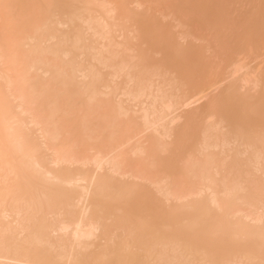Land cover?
Returning a JSON list of instances; mask_svg holds the SVG:
<instances>
[{
    "label": "bare ground",
    "instance_id": "1",
    "mask_svg": "<svg viewBox=\"0 0 264 264\" xmlns=\"http://www.w3.org/2000/svg\"><path fill=\"white\" fill-rule=\"evenodd\" d=\"M9 2L91 7L18 10L32 19L16 37L11 89L0 35V236L7 231L16 238L0 244V264L112 261L141 248L218 261L258 252L264 232V59L259 48L225 56L222 45L242 26L249 5L256 6L259 30V0ZM202 5L229 7L206 10L201 18ZM168 50L180 54L194 80L161 105L141 87L150 89L151 77L138 74L133 86L127 69ZM254 59L257 64L249 67ZM53 68L77 71L63 77ZM220 111L228 113L233 128L253 130L251 150L242 151L233 134L213 123ZM189 127L193 131L186 134ZM95 143L102 149L85 150ZM177 145L178 165L161 168L164 149L175 151ZM216 165L219 179L203 186L196 201L183 203L191 186L182 177ZM6 177L15 192L7 200ZM143 187L156 193L152 207L158 215L148 216L132 197ZM205 206L216 207L218 229L186 211Z\"/></svg>",
    "mask_w": 264,
    "mask_h": 264
},
{
    "label": "snow or ice",
    "instance_id": "2",
    "mask_svg": "<svg viewBox=\"0 0 264 264\" xmlns=\"http://www.w3.org/2000/svg\"><path fill=\"white\" fill-rule=\"evenodd\" d=\"M59 7H70L73 9H87L89 5H70V6H58V5H21L11 3L9 0H0V35H2V48H3V61L5 67V80L9 84V89L12 86V77L15 71V66L18 61L17 55V34L22 27L31 22V16H21L18 14L20 9H39L43 12L44 9H53ZM106 7L116 8L117 5H108ZM199 9L205 11L199 13L201 18H206L207 11L211 9H223L229 7L228 5H202L197 6ZM255 5L247 6V14L244 18L242 26L238 29L231 30V40H226L223 43L224 55L228 56L233 51L239 48H246L249 51L254 52L259 48L262 55H264V0H259L260 10V24L259 30L255 27ZM197 13L193 14L192 23L196 24ZM47 22H45V27ZM54 73H58L60 76L67 77L70 71H77L72 68H53ZM129 79L135 86L139 81L137 75L140 74L143 78V74L146 72L151 77V88L148 89L141 85L144 90V94L150 95V99L154 100L156 104H164L167 97L172 93H179L185 88L190 86V83L194 80L191 74L190 68L186 65V62L182 59L179 53L168 50L166 52H160L155 59H149L138 64L136 67H129L127 69ZM59 83V80L56 81ZM213 104L216 101H212ZM8 119V113L5 112V120ZM217 127L223 128L225 131L235 136V142L243 151L244 149L251 150L253 148V130L248 126H238L233 128L229 115L226 111H220L214 116L213 123H216ZM193 127H189L186 130V134H191ZM260 142L262 149H264V120H262L260 131ZM85 150L91 148L93 151L102 149L103 145L100 143L87 144L84 146ZM182 149L177 145L175 151L166 147L164 152L166 158L159 159V165L161 168H175L180 160ZM110 167L118 175V163L115 161L110 162ZM226 168V165H225ZM221 175L220 166L216 165L215 170L212 168H193L186 175L182 177L183 182L191 186L190 193L184 197L183 203L191 204L198 199L200 190L206 184L211 183L214 180H218ZM42 178V173H37L36 179L39 181ZM99 191L103 196L106 192V186L104 183L99 185ZM5 199L15 195V192L11 186L10 178H5V189L3 193ZM132 197L136 199V202L140 207L145 209L148 216L158 215V210L152 207L153 199L156 193L148 187L138 188L133 193ZM261 226L264 228V180L261 183ZM190 214H194L197 223L203 222L204 226L215 230L221 227L219 220L216 216L215 206L205 207H190L186 209ZM16 238L10 235L9 232L0 236V244L9 245L12 244ZM181 254L176 250L167 249H139L130 253H126L121 258L112 261H91V260H76L72 264H264V232L261 234V244L259 251L251 250L245 256L238 259H232L228 261H218L210 258H177ZM27 264H60L57 261H44L36 260L29 261Z\"/></svg>",
    "mask_w": 264,
    "mask_h": 264
},
{
    "label": "rangeland",
    "instance_id": "3",
    "mask_svg": "<svg viewBox=\"0 0 264 264\" xmlns=\"http://www.w3.org/2000/svg\"><path fill=\"white\" fill-rule=\"evenodd\" d=\"M234 1H235V0H234ZM164 21H165V20H164ZM259 56H260V57H262V56H263V57L261 58V60H262V59H264V55H262V54H261V52L259 53ZM256 60H258V61H259V60H260V58H259V57H257V58H256ZM256 60H255V59H254V60H250V61H248V60H247V61L250 63V64H249V67H251L250 65H252V67H253L254 65H256V64H257V62H258V61L256 62ZM216 61H218V59H216ZM251 61H253V62H251ZM219 63H220V66H221V64H222V66H224V65H225L224 63H222V62H221V60H220V62H218V64H219ZM207 92L209 93V91H207ZM210 93H211V92H210ZM212 94H215V92H214V93H212ZM212 94H211V95H212Z\"/></svg>",
    "mask_w": 264,
    "mask_h": 264
}]
</instances>
